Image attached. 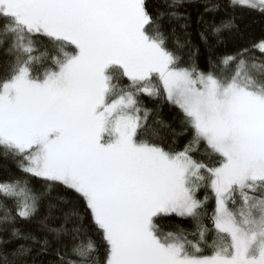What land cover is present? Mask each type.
<instances>
[{
  "label": "snow or ice",
  "instance_id": "obj_1",
  "mask_svg": "<svg viewBox=\"0 0 264 264\" xmlns=\"http://www.w3.org/2000/svg\"><path fill=\"white\" fill-rule=\"evenodd\" d=\"M252 14L264 0H0V264H264Z\"/></svg>",
  "mask_w": 264,
  "mask_h": 264
},
{
  "label": "trees",
  "instance_id": "obj_2",
  "mask_svg": "<svg viewBox=\"0 0 264 264\" xmlns=\"http://www.w3.org/2000/svg\"><path fill=\"white\" fill-rule=\"evenodd\" d=\"M154 2V0H149L150 5ZM245 23L248 25L249 28V37L250 38H257L259 37L262 32H264V18H261L260 16L256 14H252L248 16L245 19ZM232 45H229V48H231ZM203 66V64H202ZM146 103L151 106V102L146 100ZM177 114V110L169 105H164L162 110V116L166 120H171L175 115ZM182 141L178 145V147L182 146ZM214 206V202H209V211H211V208ZM176 223H179L180 221H174Z\"/></svg>",
  "mask_w": 264,
  "mask_h": 264
}]
</instances>
